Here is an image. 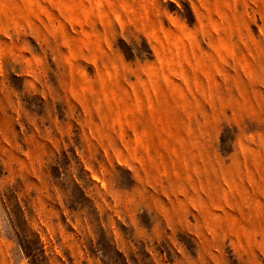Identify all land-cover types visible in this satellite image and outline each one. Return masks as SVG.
Returning a JSON list of instances; mask_svg holds the SVG:
<instances>
[{
	"label": "rangeland",
	"instance_id": "obj_1",
	"mask_svg": "<svg viewBox=\"0 0 264 264\" xmlns=\"http://www.w3.org/2000/svg\"><path fill=\"white\" fill-rule=\"evenodd\" d=\"M0 264H264V0H0Z\"/></svg>",
	"mask_w": 264,
	"mask_h": 264
}]
</instances>
